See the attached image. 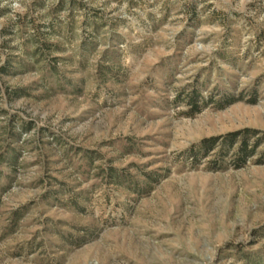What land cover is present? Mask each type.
<instances>
[{
  "label": "rangeland",
  "instance_id": "374dc122",
  "mask_svg": "<svg viewBox=\"0 0 264 264\" xmlns=\"http://www.w3.org/2000/svg\"><path fill=\"white\" fill-rule=\"evenodd\" d=\"M244 127L264 0H0V264H264V164L185 154Z\"/></svg>",
  "mask_w": 264,
  "mask_h": 264
},
{
  "label": "trees",
  "instance_id": "16d2710c",
  "mask_svg": "<svg viewBox=\"0 0 264 264\" xmlns=\"http://www.w3.org/2000/svg\"><path fill=\"white\" fill-rule=\"evenodd\" d=\"M226 99L225 103H231ZM188 112H200L207 104V99L200 91L193 88L188 94ZM264 133L258 129L244 127L224 134L204 137L191 144L185 151L186 157L201 161L206 158L208 168L220 169L225 165L240 168L254 159L256 164H264Z\"/></svg>",
  "mask_w": 264,
  "mask_h": 264
}]
</instances>
